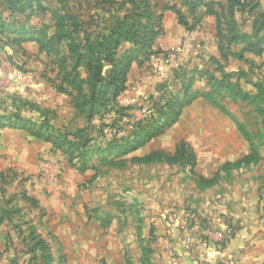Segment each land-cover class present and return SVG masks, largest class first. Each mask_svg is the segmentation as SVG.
Returning <instances> with one entry per match:
<instances>
[{
  "label": "rangeland",
  "instance_id": "374dc122",
  "mask_svg": "<svg viewBox=\"0 0 264 264\" xmlns=\"http://www.w3.org/2000/svg\"><path fill=\"white\" fill-rule=\"evenodd\" d=\"M95 85L88 119L74 97ZM238 123L258 158L227 166L250 152ZM181 141L192 170L131 161ZM205 194L264 223V0H0V264L140 263L150 214Z\"/></svg>",
  "mask_w": 264,
  "mask_h": 264
},
{
  "label": "crops",
  "instance_id": "0c3cea01",
  "mask_svg": "<svg viewBox=\"0 0 264 264\" xmlns=\"http://www.w3.org/2000/svg\"><path fill=\"white\" fill-rule=\"evenodd\" d=\"M223 199L205 194L199 212L188 211L190 200H183L179 209L151 213L155 240L146 246V258L132 264H264V223L253 216L243 220L240 209L230 210ZM112 259L106 263L126 264Z\"/></svg>",
  "mask_w": 264,
  "mask_h": 264
},
{
  "label": "trees",
  "instance_id": "16d2710c",
  "mask_svg": "<svg viewBox=\"0 0 264 264\" xmlns=\"http://www.w3.org/2000/svg\"><path fill=\"white\" fill-rule=\"evenodd\" d=\"M130 37V36H129ZM21 39L26 40L29 38L26 37H22ZM30 39H34L33 37H31ZM117 44V41H113L111 43H104L101 42L100 44H97V48H101L104 47L103 51L107 52V58H105L106 60H111L112 55L114 53L113 49ZM83 57L84 54L80 53L78 56V61L77 63H82L83 61ZM86 57V56H85ZM89 59H86V61ZM87 65V64H86ZM120 74V73H117ZM98 75V76H97ZM78 72H76L75 70H71L68 71L64 74V79L65 83L67 85H72V86H76L77 90H79V92H81V85L83 84L84 80L83 79H78ZM99 73L95 74L94 79H97V84L99 83ZM118 80V77L115 76L114 78H112V80ZM94 83V82H93ZM98 85L93 86L92 90H91V94L90 96L87 98V96H83L84 94H77L74 97V101H75V106L76 109L79 110L80 113L84 114L87 116L88 119H91L93 117V115L98 111L97 109H100V107H104V105L106 104V101L104 99H101V97L103 95H105V91L98 88ZM104 91V92H103ZM235 91H237V95H240L243 98H247L248 95L243 93L241 90L239 89H235ZM202 97H205L206 99L210 100L214 105L218 106L221 110L225 111V108L219 104L217 101H215L213 98H211L209 92L204 93L201 95ZM83 97V99H81ZM101 104V105H100ZM46 124V122H45ZM47 125V124H46ZM239 129L241 130L242 134L244 135L245 139L248 141L249 146H250V152L243 155L242 157L238 158L237 160L233 161V162H227L225 165L227 166H234V167H240L243 165H248L251 164L253 162H255L258 158V153L256 150V145L253 142V138L252 135L246 131L245 127L241 124L238 123ZM36 136H41L40 132H34ZM161 133V129H155L153 132H151L150 134H148L146 137L140 139L136 144L133 145V147L131 148L132 150L137 148V146L142 145L143 143H145L147 140H149L152 137H155L157 135H159ZM60 136V135H59ZM45 140L50 141L53 145L55 146H59L58 144V139L56 138V136H53L51 134H48L47 136L44 137ZM87 141V140H86ZM115 146H117L116 141H112L107 143L104 146H98L96 148V150H107V149H112ZM66 150V149H65ZM128 151V150H127ZM131 161L133 163H140V164H152V163H165L168 165L171 164H180V165H187L190 167V169L192 170L193 167L196 164V157H195V153L194 151L191 149L190 146H188L186 144V142L181 141L180 143H178L174 149V152L172 153H167L164 152L163 150H153L149 153H146L144 155L141 156H135L133 158H131ZM213 178L207 179L203 176L199 177V183L208 186L212 183ZM108 221V217H104L101 220V223L104 224ZM126 264H131L129 261L126 262Z\"/></svg>",
  "mask_w": 264,
  "mask_h": 264
}]
</instances>
